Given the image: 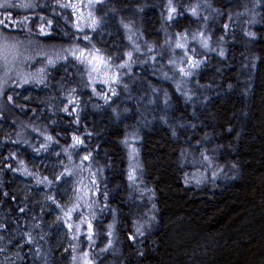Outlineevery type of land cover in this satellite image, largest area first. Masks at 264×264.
<instances>
[{
  "label": "trees",
  "instance_id": "16d2710c",
  "mask_svg": "<svg viewBox=\"0 0 264 264\" xmlns=\"http://www.w3.org/2000/svg\"><path fill=\"white\" fill-rule=\"evenodd\" d=\"M9 1L0 7L8 24L0 32H29L51 55L87 46L111 59L124 56L123 24L164 51L162 62L169 39L179 35L200 33L206 47L198 50L202 64L189 97L160 64L133 65L130 94L116 98L90 84L73 59L40 63L34 76L42 82L3 90L0 264H62L61 222L24 198L14 177L33 172L32 158L51 157L53 148L74 153L76 145L104 172L95 227L113 230V240L96 264H264V0H101L96 17L110 26L109 38L101 29L82 32L63 0ZM148 1L160 5L147 9ZM170 1L175 16L168 18ZM30 92L35 97L26 99ZM133 134L140 137L136 185L126 145Z\"/></svg>",
  "mask_w": 264,
  "mask_h": 264
},
{
  "label": "rangeland",
  "instance_id": "374dc122",
  "mask_svg": "<svg viewBox=\"0 0 264 264\" xmlns=\"http://www.w3.org/2000/svg\"><path fill=\"white\" fill-rule=\"evenodd\" d=\"M177 1L183 4L186 0ZM63 2L73 11L82 32H95L101 29L106 36L108 35V38L111 36L110 26H104L96 17L95 8L101 0H63ZM0 3L10 4L11 2L5 0ZM20 4L26 9L35 6L34 3L29 2ZM159 5L160 2L148 1L147 9ZM166 10L168 18L175 16V6L172 1L168 2ZM138 23L142 29L151 30L153 27L151 22H145L142 19L138 20ZM204 24L207 27L209 25L207 20ZM122 26L128 40L129 50L117 59L106 57L87 46L83 48L63 47L62 50H53L55 54L51 55L50 50L46 49L41 41L30 35L28 31L23 34V38L19 35H5L0 32V96L3 90L13 84L42 82L41 76H34V72L36 74L42 72L41 69H36L39 68L40 63L54 64L73 59L87 70L90 84L100 85L101 90L108 95H113L115 92L114 97L116 98L125 97L122 94H130L128 77L134 74L131 69L133 65L140 69L145 67L144 65L156 69L160 64L162 68L169 67L171 71H174L173 74H168V77H171V81L181 94L189 97V80L202 64L198 57V50L205 49L206 38L198 33L179 35L175 39H169L171 40L169 45L171 51L166 52V61L162 62L159 54L163 57L164 51L158 49V54L156 46L147 43L139 31L127 24ZM39 31L43 35L46 34L44 25L39 27ZM88 41V39L85 40L86 44ZM38 59L42 61L39 62ZM27 97L26 99H30L35 95L30 92ZM126 101L128 99L124 102ZM1 104L0 101V106ZM150 104L154 106L155 103L152 100ZM7 130L0 122V131ZM139 142L140 137L134 134L126 139L129 180L134 185L140 181ZM38 148L44 149V143ZM77 149L76 145V151ZM71 151L72 149L61 151L53 148L50 151L51 157L42 155L39 158H32L33 172L21 169L14 178L18 192L24 198L31 199L39 205L42 211L51 212L55 221L61 222L58 240L59 244L63 245L62 264H96V255L110 246L113 240V230L98 233L95 227L101 214L98 210L97 198L104 172L96 168L90 157L83 151L74 153ZM139 191L143 194L149 192L144 188ZM111 224L108 225V229ZM136 229L139 230L138 225Z\"/></svg>",
  "mask_w": 264,
  "mask_h": 264
},
{
  "label": "snow or ice",
  "instance_id": "6c2138e0",
  "mask_svg": "<svg viewBox=\"0 0 264 264\" xmlns=\"http://www.w3.org/2000/svg\"><path fill=\"white\" fill-rule=\"evenodd\" d=\"M5 6H7V5L0 4V7H5ZM173 11H174V9H173ZM0 25H3L4 27H8V24L5 23V21L3 19H0Z\"/></svg>",
  "mask_w": 264,
  "mask_h": 264
}]
</instances>
